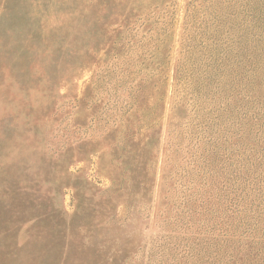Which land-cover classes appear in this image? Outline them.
I'll return each instance as SVG.
<instances>
[{
  "label": "rangeland",
  "instance_id": "rangeland-1",
  "mask_svg": "<svg viewBox=\"0 0 264 264\" xmlns=\"http://www.w3.org/2000/svg\"><path fill=\"white\" fill-rule=\"evenodd\" d=\"M0 264H264V0H0Z\"/></svg>",
  "mask_w": 264,
  "mask_h": 264
}]
</instances>
